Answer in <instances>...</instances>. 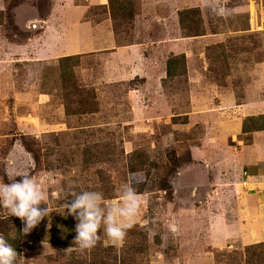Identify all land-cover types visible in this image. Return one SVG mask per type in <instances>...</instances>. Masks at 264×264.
Wrapping results in <instances>:
<instances>
[{"label": "rangeland", "instance_id": "rangeland-1", "mask_svg": "<svg viewBox=\"0 0 264 264\" xmlns=\"http://www.w3.org/2000/svg\"><path fill=\"white\" fill-rule=\"evenodd\" d=\"M105 1L0 0V185L27 173L52 212L26 236L21 221L17 264H264V237L244 244V223L264 228V191L245 204L237 154L251 139L239 107L264 109V0ZM106 20L129 53L78 54L59 77L48 38L67 37L58 52L86 46L80 26ZM181 54L186 65L166 77ZM133 181L145 186L123 242L102 233L93 249L76 246L69 190L119 204Z\"/></svg>", "mask_w": 264, "mask_h": 264}, {"label": "clouds", "instance_id": "clouds-1", "mask_svg": "<svg viewBox=\"0 0 264 264\" xmlns=\"http://www.w3.org/2000/svg\"><path fill=\"white\" fill-rule=\"evenodd\" d=\"M213 11L224 15L226 10L217 5ZM135 181L122 186L119 191L120 203H109L98 191H76L70 189L68 197L72 199L62 205L76 221V236L73 243L81 250H91L102 238V233L116 245L123 242L126 229L132 226V221L138 215L141 201L134 187ZM47 196L37 180L27 173L9 184L0 185V206L6 208L11 216L22 221V234L28 235L45 217H49L50 207ZM48 227H51L49 222ZM69 248L67 251H70ZM17 250L2 235H0V264H17Z\"/></svg>", "mask_w": 264, "mask_h": 264}, {"label": "crops", "instance_id": "crops-1", "mask_svg": "<svg viewBox=\"0 0 264 264\" xmlns=\"http://www.w3.org/2000/svg\"><path fill=\"white\" fill-rule=\"evenodd\" d=\"M92 1L93 0H87L89 4H92ZM196 1L198 3L200 2L199 0ZM96 2L99 5H105L106 1L96 0ZM66 5L64 6L66 7ZM75 9L76 10L72 12V20H76L79 17V13L77 12H80V10L83 11V9H81L80 7ZM65 26H68V24H66ZM108 26L111 25L107 20L99 22L93 27L91 26L92 28H90L85 23L82 24V26H80V36H85L86 46L80 43H76V47L67 51L63 50L58 52L60 46L65 43V40L67 38H64V34L55 32V34L53 33L50 38L46 36V38H48V50L47 52H44V56H46L48 59H54L56 57L60 58L64 56L87 54L95 50H103L105 48L115 49L117 53L121 54L129 53V50H131V46H119L118 44H116L117 42H115L116 38H114V32L113 30L108 29ZM44 28L45 29L43 30H46V27ZM78 30H76L75 32H77ZM101 30L104 32V36L101 35ZM90 32L92 34H95V37L92 36ZM75 34L78 36V33ZM89 34L90 36H88ZM74 37L76 36L70 35L68 38H71V41H73V39H75ZM51 51H53V53H51ZM131 68L123 70L125 75L132 74L133 69ZM134 76H139V73H134ZM239 109H244V114H242V118L264 114V109H262V106L251 108L248 104H244V106L242 105V107H239ZM242 118H239V121L237 123V129H241L243 121ZM250 136V142L245 144L244 147H242V149L237 153L240 159L239 164H241L240 166L244 169V201L246 202V205H249L250 202L257 203L258 200H260L261 198V196L259 195L260 192L264 191V131L252 132L250 133ZM193 158L195 157L193 156ZM259 213L263 214V210H261ZM247 215L248 212H244V216ZM262 237H264V228L258 229L256 224L254 226L247 227L244 223V244H249V241Z\"/></svg>", "mask_w": 264, "mask_h": 264}, {"label": "trees", "instance_id": "trees-1", "mask_svg": "<svg viewBox=\"0 0 264 264\" xmlns=\"http://www.w3.org/2000/svg\"><path fill=\"white\" fill-rule=\"evenodd\" d=\"M108 3H110L112 6L115 5L116 1L115 0H108ZM121 13V9H117ZM111 15H113L111 13ZM117 15V14H114ZM128 17V16H127ZM76 55H71V56H64L58 58V68H60V73L59 77H64L66 74L64 67L62 68V62L70 60L72 57ZM186 65V59L183 54L174 56L171 55L166 63H165V71H166V77L171 78L174 77V75H178V70L179 68H184ZM241 131L242 133H252V132H259V131H264V115H259V116H250L247 117L245 120L242 121V126H241ZM149 157H147L148 160ZM152 166H154L155 169H163L165 170V166L159 165L157 162L152 163ZM148 174V173H146ZM145 182H142L140 185L137 186L134 185L136 188V191L138 193L142 192V188H144ZM1 221H4V223H7V230L9 231L8 233L4 234V238L12 244V246L17 250L18 252V257L20 256V238H21V231H20V226H21V220L15 216H10V217H5L4 219H0ZM135 232L139 233L138 231L134 230ZM138 251V249H137ZM106 264V263H105Z\"/></svg>", "mask_w": 264, "mask_h": 264}]
</instances>
